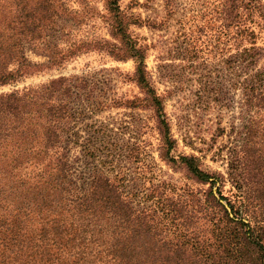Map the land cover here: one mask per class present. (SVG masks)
I'll return each instance as SVG.
<instances>
[{"label": "trees", "instance_id": "trees-1", "mask_svg": "<svg viewBox=\"0 0 264 264\" xmlns=\"http://www.w3.org/2000/svg\"><path fill=\"white\" fill-rule=\"evenodd\" d=\"M122 1L0 0V87L57 71L88 52L115 61L132 59L127 76L139 95L103 105L148 109L159 157L206 188H186L176 198L156 191L155 208L149 205L142 216L120 185L99 170L90 174L86 187L77 188L67 145L73 117L69 99L74 90L87 87V79L58 75L0 92V218L16 214L23 223L38 217L47 225L45 245L58 236L56 248L71 255L56 257L60 260L55 264H264V68L257 66L261 48L256 45L264 0H213L220 24L215 39L220 52L229 48L225 62L232 87L244 96L239 124L231 126L230 145L224 150L225 172L202 168L192 153L169 156L176 143L164 112L169 91L160 93L154 86L144 63L149 46L130 30L143 25L158 29L161 23L129 11L142 5L137 1L129 0L128 10ZM172 2L165 0L168 15ZM95 20L105 26L108 38L74 37L73 26ZM186 51L182 60L194 72L198 55L192 47ZM27 52L44 60L31 61ZM210 85L201 86L205 98L214 92ZM80 147L82 157L93 154L88 143ZM229 180L236 196L221 193ZM162 185L166 183L154 187ZM162 199L166 202L158 203ZM158 204L160 215L155 217ZM65 231L69 235L64 238Z\"/></svg>", "mask_w": 264, "mask_h": 264}, {"label": "rangeland", "instance_id": "rangeland-1", "mask_svg": "<svg viewBox=\"0 0 264 264\" xmlns=\"http://www.w3.org/2000/svg\"><path fill=\"white\" fill-rule=\"evenodd\" d=\"M135 1L142 5L129 9V0L120 5L138 13L141 18L158 19L161 23L158 29L143 25L132 26L130 30L141 43L149 46L144 63L154 86L160 93L169 91L164 112L170 134L176 142L169 156L176 158L179 154L192 153L200 158L202 168L225 172L224 150L230 145L231 126L239 124L244 96L240 89L232 87V74L225 62L229 48L220 52L221 43L215 39L220 24L217 14L212 11L213 0H171L173 11L169 15L165 0ZM97 5L100 7L99 2ZM262 27L256 43L261 48L257 61L260 68H264V21ZM71 31L75 38L85 34L108 38L105 26L99 20L75 25ZM191 47L198 55L194 72L182 60L186 48ZM26 55L31 61L44 60L30 52ZM133 66L132 59L115 61L103 53L88 52L69 60L57 71L26 78L14 87L2 86L0 92L37 84L58 75L85 77L87 87L74 90L69 99L73 117L69 122L67 145L72 160V181L82 189L86 187L90 174L99 170L120 185L123 196L130 199L134 211L142 216L141 212L149 205L155 208L154 202L160 194L156 191L176 198L185 193L186 188L195 191L206 186L195 183L182 168H176L159 157L158 136L148 109L103 105L113 99L131 100L139 95L127 76ZM202 82L211 84L214 89L207 98L206 88L201 90L205 84ZM217 127L222 128L219 135ZM87 143L93 154L82 157L80 146ZM219 150L221 155L216 154ZM162 181L166 183L165 187H154ZM221 193L239 194L230 180L225 182ZM165 202L162 199L158 203ZM160 204L156 207L155 217L160 215ZM15 215L10 219L0 218V264H55L60 260L56 257H71L62 255L63 252L56 248L58 236H54L53 244L45 245L49 242L43 233L47 225L38 217L22 223ZM67 235L69 233L65 231L64 238ZM45 250L50 253L49 257L45 256Z\"/></svg>", "mask_w": 264, "mask_h": 264}]
</instances>
